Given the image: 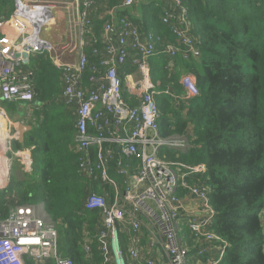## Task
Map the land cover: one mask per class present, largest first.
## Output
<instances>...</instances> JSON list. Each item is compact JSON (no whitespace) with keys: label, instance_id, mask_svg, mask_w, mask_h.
<instances>
[{"label":"built area","instance_id":"built-area-1","mask_svg":"<svg viewBox=\"0 0 264 264\" xmlns=\"http://www.w3.org/2000/svg\"><path fill=\"white\" fill-rule=\"evenodd\" d=\"M118 2L100 30L93 16L99 0H16L12 18L1 17L0 189L12 184L15 162L25 174L33 173L34 147L26 144L32 125L20 116L11 118L3 103H35L31 56L48 50L61 72V103L76 118L78 171L103 190L92 187L85 201L87 211L100 212L95 231L84 233L86 257L92 260L97 248L103 264H221L229 244L214 231L211 188L198 177L206 165L166 159L169 151L189 150L190 141L186 135H162L156 102L161 92L151 77L150 61L157 56L201 59L193 17L183 0L156 4L163 9L162 25L177 40L174 45L161 31L141 33L131 17L138 0ZM59 9L68 11L69 42L55 45L40 33L51 28ZM125 11L131 16H122ZM132 68L140 77L128 84L136 91L127 88V96L125 77ZM182 84L188 100L199 96L192 75ZM14 197L8 216L0 220V264H75L62 255L57 223L44 204H12Z\"/></svg>","mask_w":264,"mask_h":264},{"label":"trees","instance_id":"trees-1","mask_svg":"<svg viewBox=\"0 0 264 264\" xmlns=\"http://www.w3.org/2000/svg\"><path fill=\"white\" fill-rule=\"evenodd\" d=\"M148 1L152 2L146 5L141 0V15L132 17L144 34L148 18L159 20L163 13L155 6L160 0ZM183 1L203 55L197 62L176 59L173 71L167 68L165 55L151 62L157 90L170 93L169 98L156 99L162 135H186L190 141L189 150L169 151L166 159L206 165L198 177L211 188L214 231L229 244L221 264H264V0ZM32 67L34 108L40 106L27 141L35 147L34 173L0 192V220L9 214L12 195L22 204L43 203L57 223L62 255L75 264H103L97 248L92 260L83 252L84 233H93L100 217L99 211L85 209V201L92 187L99 193L103 190L78 171L76 118L59 101L61 72L48 54L36 57ZM182 74L195 77L199 96L179 97Z\"/></svg>","mask_w":264,"mask_h":264},{"label":"crops","instance_id":"crops-1","mask_svg":"<svg viewBox=\"0 0 264 264\" xmlns=\"http://www.w3.org/2000/svg\"><path fill=\"white\" fill-rule=\"evenodd\" d=\"M99 1L101 3L100 4V6H101L100 10H99V12L97 14L93 15L94 19H95V23L97 24L96 26H97L98 30H100L102 28V26L104 25V23L110 19L111 10L119 3L117 0H115L116 2H114V3H112V0H99ZM151 2L152 1L149 2L148 0H143L142 3H144L146 5H149ZM158 3L166 5V0H160V2H158ZM156 4H157V2H155V6H156ZM140 10H142L141 5L140 6L137 5L135 10H134V14L138 15ZM15 11L11 14L10 13V8L6 9V10H1L0 9V19H1V17H5L6 19L10 20L12 18L13 14L15 13ZM2 12H5V15H1ZM56 13H57L56 14L57 15L56 19L53 21V24H52L51 28L49 29V32H47V34H48V35H46L47 39L51 43L53 42L55 45H60V44L65 43V42L68 43L69 42V30H70V24H69V19H68V11L66 9H59ZM129 16H131V14H129ZM131 17H133V16H131ZM158 19L159 20H157L154 16H150L148 18V24L149 25H148V29H147L145 34H147L148 32H150L152 30H160L161 34L164 37H166L171 43H173L174 45H178L176 38H174L171 35L169 29L162 25L160 17ZM158 21H159V26H158ZM153 59L150 62H152V61L154 62V60H156L157 58L155 57V59L154 60ZM166 59L169 62V67H167V68L169 70L173 71L175 61L169 59L168 57ZM186 75L187 74H182L181 75V78H180V83L181 84H182L183 78ZM129 76H132V78H129ZM139 77H140V74L135 68H132V70L129 71V74L125 77V82H126V86L124 88L125 89V95H127V96L129 95V93H128L129 90H127V88H131V90L134 91V92L136 91V88H134V86H131V85H128V84H131L132 80L139 79ZM193 79L196 82V79H195L194 76H193ZM158 85H156V87H158ZM60 86H61V92H60V95H59L60 96L59 100L61 99V94H62V77H61V80H60ZM172 90L173 89L171 88L170 91L172 92ZM165 94H170V93L169 92H165ZM129 96H131V95H129ZM159 96H161V95H159ZM187 96H188V92H187L186 88L182 84V93H181V95L179 97L181 99L188 100ZM60 102H61V100H60ZM34 105H36V104L35 103L34 104H30V105H22L21 104V106L18 109V113H13L11 115L8 111L7 112H8V114H9V116L11 118L15 119L17 116H20L23 120L25 119L28 125H32L31 127H32V130H33L34 126H35L34 124L37 121V117L35 115V113H36L35 110H40V106L39 105H37V107H35V108H34ZM70 113L72 115V111ZM72 117L75 119V116L72 115ZM190 132H191V130L188 133L191 134ZM28 138H30V135H28ZM26 144L29 146L28 142ZM31 147H34V146H31ZM34 151H35V147H34ZM34 151H33V153H34ZM33 160H34V158H33ZM12 171L10 173L11 180H12ZM5 190L6 189H0V192H5ZM50 264H52V263H50Z\"/></svg>","mask_w":264,"mask_h":264},{"label":"rangeland","instance_id":"rangeland-1","mask_svg":"<svg viewBox=\"0 0 264 264\" xmlns=\"http://www.w3.org/2000/svg\"><path fill=\"white\" fill-rule=\"evenodd\" d=\"M9 8H10V13L12 14L16 10V8H17V6H16V0H2V1H0V9L1 10H6V9H9ZM47 32H49V29L48 28H46L45 30H41V33H40L41 37L42 38H47V36L44 37V35H48ZM42 53H44V54L48 53L49 54V57H50V53H49L48 50H44ZM39 54H37L36 57H38ZM36 57H34V55L31 56V61L33 62ZM161 95L163 96V98H169L170 97V94H165V92L164 93L161 92ZM172 97H173V99H175L174 96H172ZM3 106L12 115L13 113H18V109L21 106V104H17L16 105V104H13V103L4 102L3 103ZM13 149H14V151H18V148H17L16 145H14ZM33 173H34V170H33ZM33 173H31V174H25L24 171L22 170L21 166H19L18 163L15 162L13 164L12 180L14 182H16V181L24 182V181L28 180V178ZM19 202H20V199H17V198H14V199L11 200V203L12 204H17Z\"/></svg>","mask_w":264,"mask_h":264},{"label":"water","instance_id":"water-1","mask_svg":"<svg viewBox=\"0 0 264 264\" xmlns=\"http://www.w3.org/2000/svg\"><path fill=\"white\" fill-rule=\"evenodd\" d=\"M141 2V0H138V2H137V5L138 6H140V3ZM138 12V11H137ZM140 15V12H139V14L138 15H134L133 14V16H135V17H138ZM25 130V129H24ZM24 130H21V132L19 133V141L20 142H23L24 141V135H22L23 134V132H24ZM32 130V127H27V131H31ZM22 135V136H21Z\"/></svg>","mask_w":264,"mask_h":264},{"label":"bare ground","instance_id":"bare-ground-1","mask_svg":"<svg viewBox=\"0 0 264 264\" xmlns=\"http://www.w3.org/2000/svg\"><path fill=\"white\" fill-rule=\"evenodd\" d=\"M38 14V13H37ZM36 17V16H35ZM36 20H37V18H36ZM38 23L41 25V23H42V19H38ZM68 33V32H67Z\"/></svg>","mask_w":264,"mask_h":264}]
</instances>
